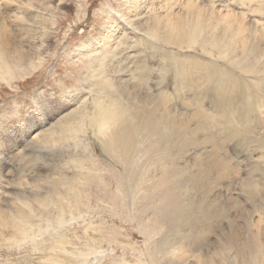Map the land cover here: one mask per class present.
Returning a JSON list of instances; mask_svg holds the SVG:
<instances>
[{
  "label": "rangeland",
  "instance_id": "374dc122",
  "mask_svg": "<svg viewBox=\"0 0 264 264\" xmlns=\"http://www.w3.org/2000/svg\"><path fill=\"white\" fill-rule=\"evenodd\" d=\"M153 1L158 5L160 3L166 5L165 0H148L144 6ZM178 1L182 0L170 2L172 8H175L174 3ZM119 2L121 1L68 0L59 4L58 0H26L28 4L23 8L26 10V19L34 17L36 13L39 14L42 21L39 26L49 33L46 41H42L44 44L42 58L35 68L28 67L23 73L21 67L18 68L12 62L14 77L9 83L0 81V171L4 180H12L8 182V185L5 183L3 186V188L6 186L4 191L7 193H0V208L12 214L25 206L26 200L27 203L34 204L32 206L33 217L28 224L29 227L27 226L29 234L27 233L26 242L24 239L20 242V246L26 251L21 249L22 255H18L14 253L15 249L18 251L16 246L11 253L0 251V264H44L41 256L44 245L55 241L60 233L67 235L65 237L68 243L70 242L68 247L73 246L75 250L79 249L75 255H71L75 259V264H152L149 259L150 248L156 250L157 257L159 256L161 260L159 264H186V260L189 262L187 264H198L197 256L201 253L200 251L204 249L205 253V250L213 248L220 238H227L232 227L230 224L241 212L255 211L260 215L264 210V174L257 170L255 161L256 157L264 159V148L255 144L257 142L254 141L246 143L242 138L243 134H247L245 137L251 134L256 135L264 127V116L260 115L263 117L261 118L258 112L263 109L264 114V89L260 90L261 94L258 93L254 97H244L238 102L236 100L230 102V105L228 104L230 107L227 105L229 108H226L227 115L220 109L215 108L214 110L208 98H202L205 94L201 90L203 88L198 90L201 97L192 98L196 102L204 101V108L206 107L204 111L211 116L209 118L211 122L215 118L213 122L216 123V127L212 128L214 133H210L211 129L206 133L208 132L211 136L218 135L214 137H217L219 141L215 139L219 153L229 160L233 171H229V174L220 168L213 169L208 172V179H204L203 183L195 184L194 188L186 185L185 188L189 190H186L184 195L189 196L188 200L178 191L175 176L156 171L157 166L158 169L165 165L170 166L159 160L163 150L156 146L151 135L144 133V139L141 137L139 139L138 133L141 131L137 130L133 122L121 120L113 129L115 133L112 139L103 140V144L100 142L98 136L101 135L93 122L94 109L91 107L95 99H105L104 103H109L113 97H119L124 103H134L135 100H140L136 96L138 89L135 87L137 86L153 87L156 91L160 88L173 91L172 80L175 79V73L178 71L172 58L168 57L172 51L178 53V58H180L179 53H183L192 57L193 60L196 58L205 61L212 69L217 66V61L223 60L200 50L199 44L188 47L186 42L184 44L186 47H177L173 44L174 42L166 43L159 33L155 32L156 35L152 36V33L148 34L137 29L136 25L133 26L135 30L122 29V25L120 26V30H123L121 35L123 38L121 39L120 36L116 41L109 40L111 54H106V61L103 63L97 62V64L96 60L86 55H73L71 50L80 41L89 43L91 39L102 33L104 25L113 19L108 18V9L118 8L121 4ZM198 3H201L203 7H209L210 11L214 12L213 15L216 17L211 19L214 23L218 22L216 19L220 17L219 13L221 14L222 10L226 13L227 9L244 14V18L239 20L246 24L256 19L264 22V0H199ZM210 4L217 6L211 8ZM35 5L40 10L34 7ZM151 5L153 14L156 5ZM3 10L10 13L14 7L11 10L10 8L0 9V20L8 16L2 15ZM179 11L186 12V8ZM16 25L17 23L13 20L5 23L6 28L12 30L14 35L18 33ZM203 28L206 30H203L202 35L199 29L202 40L208 41L212 36H222L225 33L220 28L215 29L213 25L209 26V23L207 26H202ZM140 34L143 35L142 40ZM115 35L119 36V31ZM40 39L39 36L32 43L26 40L25 48L33 56L40 45ZM226 40H229L228 36ZM99 46L100 44L96 43L95 47ZM96 65L100 66L93 70ZM132 65L139 66V68L134 72L133 70L128 71L126 67ZM115 70L119 73H114ZM94 71L103 74V77L94 76L92 74ZM111 74L113 77L110 76ZM182 75L180 73V79L185 81ZM104 76H110V78L107 79L108 84L101 88L99 84L100 81L104 82ZM214 76L212 74L215 79L222 78V74ZM194 94L197 95V92ZM173 97L175 94L171 96ZM244 107L246 109H243ZM252 109L255 110L254 113ZM72 112H76V119L73 123L67 127H58L57 124ZM23 118L27 121L36 120L38 125L42 123L40 147L39 144L32 142V139L27 141L24 138L23 133L26 136L28 134L25 133L27 128L25 130L20 123ZM252 119L254 120L251 121ZM53 125L54 129L51 127ZM242 125L245 126L242 128ZM246 125L253 128L249 129ZM124 132H126L125 140L132 141L134 148L129 149V146L116 143L122 139ZM206 133H199L200 137L196 136V143L190 148L199 145L210 136ZM138 141L141 142L140 146L135 144ZM188 147L185 148L188 149ZM185 148L183 146L181 148L183 154L181 153L180 156L183 158L187 151H184ZM258 148L259 152L254 150ZM250 150L257 151V154L255 152L252 154ZM17 153H20V156L16 155ZM180 156L177 162L184 164V159ZM207 156L209 154H204L203 157ZM200 160L204 159L199 157L196 159L197 162L194 159L191 160L192 163L196 162L195 168L201 164ZM153 174L156 175L151 178ZM189 174L190 172H187V175ZM49 176L50 182L42 179H47ZM20 177L26 180L23 183L29 187H26L29 189L26 190V194L22 191L15 194L16 189L13 183L16 184L15 181H19ZM32 177L41 179L43 182L37 185L31 179ZM246 179H253L259 185L260 191L255 201L253 200L254 202L244 189ZM12 191H14L13 195ZM53 192H57L59 198L54 199V202L47 206L43 207L41 202L32 201L36 197L42 198L40 200L42 201L45 196ZM196 200L200 204L196 203ZM210 202H213L212 205L215 203L214 206L219 210L215 209L217 212L215 210L211 212L214 218L212 219L210 215L207 224L196 226V223L187 224L185 222L181 214L183 208L188 206L197 208L199 204V217H201L203 214L201 206L211 205ZM260 208L262 211H259ZM221 209L226 212H222ZM238 223L244 226L243 219H240ZM6 231L9 232L8 229ZM195 238L198 240L193 242L189 250L190 255L186 256V254L185 258L184 256L181 259L178 258L181 262L178 259V261L175 260L176 257L172 255L170 248L174 250L177 245Z\"/></svg>",
  "mask_w": 264,
  "mask_h": 264
},
{
  "label": "bare ground",
  "instance_id": "6f19581e",
  "mask_svg": "<svg viewBox=\"0 0 264 264\" xmlns=\"http://www.w3.org/2000/svg\"><path fill=\"white\" fill-rule=\"evenodd\" d=\"M66 1L68 0H58V3L61 4V3H65ZM120 1L121 2L119 3L121 4L118 8L110 7L108 9L107 11V15L109 16L108 18L111 17L113 19H110L109 23H106L104 25L102 33L99 36L91 39V42L89 43L88 42L84 43L83 41H80L71 50V53L73 55H76V56L86 55V56L92 57V60H96V63L97 62L103 63L106 61V54L108 55L111 54V49L109 47L110 45L109 40L110 39H113V41L118 40V38L123 34V30H120L121 27H123L122 29L132 28L133 30H135L133 26L136 25L135 27L137 29H140L148 34L152 33V36L156 35L155 32L159 33V36L166 43L174 42L173 44L175 46L181 47V48L186 47L184 46L186 42H187L188 47H193L194 44H199L200 50L205 51V53L208 52L210 53V55L214 57L223 59L221 61L219 59H218L219 61L216 60L217 66L214 69H212L208 67V64L205 63V61H202L196 58L195 60H193L192 57L187 56L183 53H179L180 58H178V53L172 51L171 54L168 55V57L172 58L171 60H173V64L177 65L176 69L178 71L175 73V79L172 80L173 86H174L173 91H169L168 88H160L159 90L156 91V89L153 87L137 86L135 87L138 89L136 96H138L140 100L138 101L135 100L134 103H124L120 100L119 97H113V99L110 100L109 103H104V101H106L105 99L103 100L95 99V102L92 101L93 105L91 107L94 109L93 122L97 126L99 135H101V136H98L100 138L99 139L100 142L103 144L104 143L103 140L112 139L113 133H115L113 129L115 128V125L119 124L121 120H124L126 122H129V121L133 122L134 124H136L138 128L137 130L141 131L138 133L139 139L140 137L143 138L144 133L149 136L151 135L150 137L151 139L154 140L156 146L163 150V153L161 155V158H159V160H161V163H165V164L168 163L167 165H170V166H166L164 164L165 166L159 167V169L157 166L156 171H160V172H163L164 174H170V175L175 176L176 178L175 182L178 185V191L188 200L189 196L184 195L186 190H189L185 188L186 185H191L192 188H194L193 186H195V184L203 183L204 179L207 178L208 172L213 171V169L215 170L217 168H220L226 173L232 170L229 160L219 153L220 150L218 149L219 147H217L218 145L216 144V141L218 139L217 137H214L218 135L213 134V136H211L207 132L208 135L210 136L206 135L208 137L204 139L201 143H199V145H196L195 147L190 148L192 144L196 143V136H198L199 133L201 132L206 133L207 130L210 132V129L212 130V128L216 127L215 125L216 123L213 122L215 118L212 119V122L214 124L213 125L211 124L212 122L209 119L211 118V116H209V114L205 113L204 111V109L206 108V107L204 108L205 106L203 103L204 101L196 102L194 101V99L196 96H199V97L202 96L201 94L198 93L199 92L198 90L200 88H203L204 90L203 89L201 90L205 94H203L204 97L202 98L204 99L208 98L214 110L215 108L220 109L222 112L225 111V114H226V108L230 107L229 106L230 102H233L235 100L238 102L241 98L254 97L258 93L259 94L262 93L260 90L264 89V22H259V19H256L255 21L249 20L250 22L246 24L239 20L240 18H244V14H241V13L238 14L237 12H231V9H227L228 11L224 13L222 12L223 11L222 10L223 7H222L221 8L222 11L220 10L221 14L219 13L220 17H217L216 19L218 22L214 23L211 20V19H215L216 17L215 15H213L214 12L210 11L209 7H203L201 3H198L199 0L178 1L174 3L175 8L174 7L172 8L171 6L170 2H172V0H165L166 5H162L160 3L161 6L155 3V1H153L151 4L156 5L153 14H152L151 4L144 6L148 0H120ZM26 4H28L26 3V0H0V9L10 8L11 10L12 7H14V10H12L11 12L9 11L10 13H8L7 10L6 11L3 10L2 15H8V16L0 20V81L9 83V81H11V79L14 77V67L11 65L12 62H14V64H16L18 68L21 67L20 69L22 70L23 73H25L28 67L35 68L36 64L40 62L42 58L41 55L44 50V44L42 41H46V39L48 38L49 31L44 30L42 29V26L41 27L39 26L40 24H42L41 17L38 16L39 14L36 13L34 17L32 18L29 17L30 19L28 20L26 19L27 18L25 16L26 10L23 9ZM209 6L210 7L212 6L211 8H214L217 5L214 6L213 4L212 5L210 4ZM221 6H224V5H221ZM34 7H37V9L40 10V8L37 5H35ZM185 8H186V12L182 13L179 11ZM177 9L179 10L177 11ZM12 20L15 23H17L16 29L18 30V33L16 35L12 33V30L7 29L5 26L6 21H12ZM208 23H209V26L213 25L215 29L220 28L221 30H224L225 31L224 35L212 36V38H209L208 41L204 39L202 40L201 35L204 33L203 30L204 29L206 30V28L202 29V26H205V25L207 26ZM199 29L202 31L200 32L201 35L199 33ZM118 31H119V36H116L115 34H117ZM140 35H141V40H142L143 35L142 34ZM39 36L41 37L40 45L36 49V52L34 53V56H33L32 53H30L25 48L26 40L32 43ZM226 36L229 37V40H226ZM13 37L16 39H14ZM122 38L123 37L121 36V39ZM96 43L100 44V46L95 47ZM238 44L240 46L237 47ZM39 50L41 51L40 53H39ZM237 51H239V53H237ZM98 66L100 65H96L93 68V70H96ZM126 68L128 71L133 70L134 72L136 71V69L139 68V66L137 67V66L132 65L131 67H126ZM113 72L119 73V71L117 70ZM180 73L183 74L182 77L185 78V81H181ZM92 74L97 77L98 76L103 77V74H99L97 73V71H94ZM212 74L213 76L216 74H222V78L215 79L214 77L216 76L212 77ZM110 76L113 77L112 74ZM110 76L109 77L104 76V80H103L104 82L100 81L99 85H101V88H103L104 85L108 84L109 80L107 79H109ZM192 91H194V93L197 92V95L192 93ZM173 94H175V97L171 98ZM227 105L229 107H227ZM243 109H246V108L244 107ZM253 109H255V107ZM262 111L263 109L258 111L259 116L260 115L264 116ZM75 114L76 112H72L70 115H67L61 122L57 124V126L61 128L70 126L73 123L74 119H76ZM237 115L239 114L237 113ZM222 116L224 117L223 114ZM253 120L254 119H252L251 121ZM20 123L21 125H23V128L25 130L27 128L26 130L27 132L25 133L29 135V136L28 135L26 136V134L23 133L24 138H26L27 141L32 139L33 140L32 142L39 144L38 146L40 147V143H41L40 133L43 131V129L42 131L40 130L42 123L41 124L39 123L38 125L36 120L27 121L26 118L25 119L23 118L20 121ZM243 126L245 125H242V128ZM51 127L54 129V125ZM251 128L253 127L250 126L249 129ZM212 132L214 133L213 130L210 133L212 134ZM125 133L126 132H124L122 139L116 143L122 146L123 145L129 146L130 147L129 149L134 148L135 145H132V141L128 139L125 140V136H126ZM141 134L142 136H140ZM51 135H53V133ZM246 135L243 134L244 137L242 136V138H244L243 139L244 142L250 143L249 141L251 142L254 141V142H257L255 144H258L260 147L264 148V127H262L256 133V135L251 134V136L245 137ZM198 137H200V135ZM125 141H128L130 144ZM139 143L141 142L138 141V143H135V144L140 146ZM182 146L184 148L186 146L187 147L189 146L188 149L186 148L185 150L183 149L184 151L187 150L184 158L180 156V154L183 152L181 149ZM125 149L127 151V148ZM254 150H257L259 152V148L254 149ZM254 150L253 151L250 150L252 154H254L255 152ZM257 151L255 152L256 154H257ZM204 154H209V156L203 157ZM16 155L20 156V153H17ZM179 156L184 159V164H179L180 162H177V159ZM199 157H202V159L204 160H200L201 164H198V167L195 168V164L197 162L196 159H198ZM192 159H194V161L196 162L192 163L191 161ZM259 159H260L259 157L258 158L256 157V160H255L257 170L260 173L264 174V168H262V165H264V159L261 158L260 159L261 161ZM187 172H190V174L187 175ZM232 173L233 172H231V174ZM155 175L153 174L150 177L153 178ZM2 177H3V174L0 171V185L2 184V187L4 186L5 183H7L8 185L9 181L12 182V180L10 179L4 180L3 179L4 177L3 178ZM5 177L7 176L5 175ZM31 179L37 185H40L42 181L41 179H36L34 177H32ZM42 179L45 181L48 179L50 180L51 178L49 176L47 179L45 178H42ZM49 180L47 182H50ZM23 181L26 182L24 178L20 177L19 181L18 180L15 181L16 184L13 183L14 189H16L15 194L19 193L18 191L20 192L22 191V193H25L26 190H29V189H26V187L28 186H25L24 184L26 183H23ZM54 182L56 183V181ZM69 185L71 184L69 183ZM4 188L0 192L1 194L6 192L4 191ZM189 188L191 187L189 186ZM244 189L246 193L248 194V197H250L252 201L253 200L255 201V198L257 197L260 191L259 185L257 184V182L254 181L253 179H248L244 183ZM14 191L11 192L12 195L14 194ZM59 191H61V189ZM50 194L45 196L42 201H40L42 198H38V197L34 198V200L32 201L34 203L35 201L37 203L41 202V205L43 207L47 206L51 204V202H54V199L59 198V194L57 192H53V194L52 193ZM24 196L26 197V195ZM207 197H208V194H207ZM232 198L235 199L236 197H232ZM228 199H225V200L228 201ZM25 202H26L24 203L25 206L18 209L17 212L14 211L15 213H12V214L11 213L9 214L10 211H7L8 212L7 213L3 208L2 209L0 208V251L2 252L11 253L12 250H14L16 246L18 251L15 249L14 253L18 255H22L20 251L21 249H24V248L20 246L21 245L20 242L23 239L26 242V237H28L29 233L27 230V226L29 227L28 224L32 221V217H33L32 206L34 205V204L31 205L30 202L27 203L26 200ZM190 202L192 201L190 200ZM196 203H199V201H197ZM212 203L211 205L206 204L207 206L202 204L204 206L203 207L201 206L200 208L201 212H203L201 217H199V212H200L199 204L200 203L198 204L197 208L196 207L193 208L189 206L187 208H183L184 210L181 214H183L184 216L183 218L185 222L187 224L196 223V226L207 224L209 222L208 219L210 218L211 212H215L216 211L215 209H217L216 206H214L215 203L213 205ZM59 205L60 204H58V206ZM237 205H238V202H237ZM217 210H219V208ZM221 210L222 212L224 211L226 212V210H223V209ZM260 210L262 211L261 208L259 209V211ZM258 215L259 213H256L255 211L254 212L252 211L251 212L250 211L241 212L239 216L237 217V219H234V222L230 224V226L232 227H231L230 233L227 238H224V237H223L224 239L220 238L215 244V246L213 248H207L205 250L206 251L205 253H204V249L203 251L202 250L200 251L201 253L197 256L198 264H264V210L261 212L259 216ZM214 216H215V213H214ZM211 217L212 219L214 218L213 214L211 215ZM240 219L244 220V226L238 223ZM7 229L9 230V232L6 231ZM197 234L199 236V232ZM202 235L203 234L201 233V236ZM12 236H14L15 238H13ZM65 236H67L65 233H60L58 237L55 236L56 237L55 241L51 243H46L45 245L43 244L44 248L42 252L43 254L41 256L43 258L42 260L44 264H75V259L72 258L71 255H75L79 249L75 250V248H72L73 246L68 247L67 245L70 242L68 243L67 238ZM187 239H190V238H187ZM195 240H198V239L196 238L193 240L191 239L187 243L184 241L183 244L181 243L177 245L176 247H174V250L173 249L171 250L170 248L172 255H174L176 259L175 257L173 258L177 260L178 258L181 259L182 256H184V258L186 256H189L190 255L189 250L192 247L193 242ZM200 244H203V243H200ZM25 251L26 249H24V252ZM158 257L156 254V250L150 248L149 259L152 262V264L161 263L160 262L161 260ZM20 258H22V256ZM180 259L178 260L180 261ZM186 261L188 262V260Z\"/></svg>",
  "mask_w": 264,
  "mask_h": 264
}]
</instances>
